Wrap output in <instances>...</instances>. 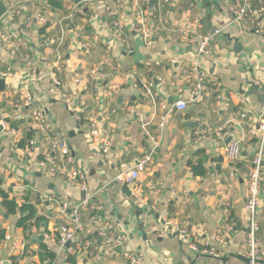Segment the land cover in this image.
Returning <instances> with one entry per match:
<instances>
[{
    "label": "crops",
    "instance_id": "crops-1",
    "mask_svg": "<svg viewBox=\"0 0 264 264\" xmlns=\"http://www.w3.org/2000/svg\"><path fill=\"white\" fill-rule=\"evenodd\" d=\"M119 1L125 17L117 33L119 16L105 10V0H91L82 13L74 8L82 0H19L18 14L0 18L14 50L0 41V69L10 72L0 90V122L7 121L11 130L0 124V190L17 204L16 212L8 213L0 194V230L10 237L0 240L1 264H71L59 236L61 226H72L73 209L84 197L88 203L77 210L84 228L69 243L75 264H128L130 251H140L144 264H247L237 252L249 218L246 176L253 149L245 141L241 156L232 161L224 148L228 138L246 131L248 121H237L239 111L253 122L263 114L264 13L257 35L233 20L231 0ZM258 3L264 6V0H251L253 8ZM136 5L147 8V23L183 27L190 37L164 30L147 45L129 25ZM111 6L115 10L114 2ZM217 27L223 28L201 65L209 80L221 81L230 107L208 82L196 100L176 110L175 101L190 98L189 67L198 36ZM147 81L153 83L154 100L134 85ZM26 94L29 104H23ZM16 104L25 113L44 110L68 141L73 161L55 176L37 164L43 157L42 134L28 117L10 118ZM92 122L98 135L91 133ZM14 142L18 148L11 150ZM152 146L156 161L152 158L135 183L112 180L120 162L132 164ZM198 162L203 174L193 173L190 163ZM71 167L86 175L85 191L66 182ZM23 204L35 210L27 234L16 224ZM259 211L257 237L264 249V203ZM93 215L111 219L114 233L124 240L112 247L102 244L92 230ZM182 228L198 246L208 242L224 256L196 255L178 236Z\"/></svg>",
    "mask_w": 264,
    "mask_h": 264
},
{
    "label": "built area",
    "instance_id": "built-area-1",
    "mask_svg": "<svg viewBox=\"0 0 264 264\" xmlns=\"http://www.w3.org/2000/svg\"><path fill=\"white\" fill-rule=\"evenodd\" d=\"M19 1V0H18ZM18 1L11 0L10 2H5V11L2 14L9 17H13L19 13ZM91 0H82L83 4H74L75 10L82 13V6L84 4L90 3ZM105 10L111 14L119 16L118 20L114 22L115 32H119L121 29L122 22L124 20L123 13L119 11L122 7V3L119 0H105ZM164 1V0H163ZM116 4L115 10H113L111 4ZM231 10L233 14V20L235 22L242 23L246 25L255 34L259 35L262 32L261 16L264 13V6L258 3L257 8L251 6V0H231ZM134 19L129 21L130 27L138 32L144 42L147 45H151L153 38L156 35L168 31H177L181 36L188 38L190 37V32L183 27L175 30L170 25L165 26L164 23L160 25H154L152 22L147 23L146 17L149 12L146 7H141L136 5L132 8ZM153 17V15L151 16ZM1 18V17H0ZM152 19V18H151ZM154 20V19H153ZM156 23V22H155ZM223 27H217L210 33L206 35L198 36L196 42L195 52L193 58L190 60V75L192 80L190 82V98L189 99H179L174 102L173 107L176 110H184L188 103L196 100L203 92L206 84L209 82L214 86L217 99H223L224 107H230V99L227 98L223 92V85L221 81L215 79H208L206 70L201 65V57L208 53V48L210 41L214 36L221 32ZM0 41L9 48L10 53H14L13 47L10 45V36L7 34L3 28L0 21ZM10 76L8 70L0 69V78H6ZM57 83V82H56ZM138 89L144 90L148 96L153 98V93L151 87L153 86L152 81L140 82L134 84ZM66 98V95H63ZM31 101V96L26 94L23 99V104H29ZM22 104H16L15 111L10 115L13 120H22L26 117L33 124L38 132L42 134V143L44 145L43 157L38 160V167L49 176H55L56 173L67 166V164L73 161V156L71 155V149L68 141L61 136L53 122L47 117L44 110L40 108H32L28 113L22 110ZM239 123L244 119L248 121L246 131L241 136L232 138L227 142L224 148V154L228 160H237L242 153L243 143L247 141V144L252 147L253 153L250 160V168L246 176L247 182V196L245 200V209L249 214V218L246 226V236L243 246L238 250L237 255L245 260L247 264H261L264 261V249L258 240L257 234L260 228V206L264 203V117L260 116L257 118L256 122H253L250 116L245 110H241L238 113ZM244 122V121H243ZM1 126L8 132L11 131L8 128V123L5 120H1ZM243 125V123H242ZM91 133L93 135H98L100 132L95 127V122H92ZM216 134L221 141H224L226 134L222 132V127L216 128ZM29 146L32 147L34 140L30 139L28 141ZM102 150L107 151L108 140L106 136L102 137L101 140ZM18 143L14 142L10 145V149L18 148ZM155 152V146H152L147 150L143 156L135 160L132 164H128L123 161L116 166V173L112 180L116 182L125 183H135L140 176L147 170ZM57 156L61 158L62 164L57 159ZM2 171V168L0 167ZM66 182H71L78 184L81 190L87 189V179L86 175L82 170L71 167L67 171L65 177ZM88 200L86 197L83 198L81 202L75 205L73 209L74 216L72 217V226L67 225L61 226V235L59 236V244L64 248V256L67 257L69 253H72V247L67 242H71L75 237V234L82 231L84 225L78 219L77 210L82 206L86 205ZM66 203L63 204L65 208ZM92 230L101 239L102 244L108 247H112L114 244H120L124 237L120 234L114 233V222L111 219L98 218L96 215L91 216ZM178 236L186 241L188 248L196 255H208L214 258H222L224 254L218 250L215 246L208 242H205L202 247L198 246L195 242L191 241L189 238V231L186 228H182L178 231ZM5 240L10 239L8 234L4 236ZM228 253H225V255ZM128 264H144L143 254L140 251H130L125 253ZM1 264V260H0Z\"/></svg>",
    "mask_w": 264,
    "mask_h": 264
},
{
    "label": "trees",
    "instance_id": "trees-1",
    "mask_svg": "<svg viewBox=\"0 0 264 264\" xmlns=\"http://www.w3.org/2000/svg\"><path fill=\"white\" fill-rule=\"evenodd\" d=\"M31 134H32V130L27 131L25 138L29 139ZM190 164H191L193 173L203 174L204 171H203V168L200 166L199 162L197 164H192V163ZM0 194L2 195V201H3L2 204L6 206L7 212L10 214L16 212L17 204L15 200L9 199L8 194L4 190H0ZM19 210L21 212V216L18 218L16 224L22 227L27 234L29 232L31 225H33V222H31V219L35 214L34 213L35 210L32 205H28V204H23L22 206H20ZM3 234H4V231L0 230V240L4 238ZM47 254H48L47 256L49 257L53 256L52 252H47ZM67 257H68L67 258L68 261H70L71 264H75V259L73 255H68Z\"/></svg>",
    "mask_w": 264,
    "mask_h": 264
},
{
    "label": "water",
    "instance_id": "water-1",
    "mask_svg": "<svg viewBox=\"0 0 264 264\" xmlns=\"http://www.w3.org/2000/svg\"><path fill=\"white\" fill-rule=\"evenodd\" d=\"M4 11H5V5H4V3L0 0V17H1L2 14L4 13ZM3 87H4V80H3V78H0V90H2ZM262 117H264V109H263ZM230 139H231V138H228V139H227V142H229ZM153 158H154V162H155V161H156V158H157V154H156V153L154 154ZM68 244H69V242L66 243V245H68Z\"/></svg>",
    "mask_w": 264,
    "mask_h": 264
}]
</instances>
